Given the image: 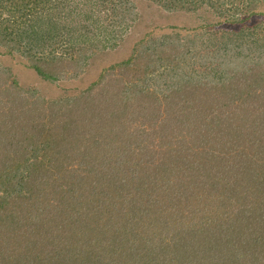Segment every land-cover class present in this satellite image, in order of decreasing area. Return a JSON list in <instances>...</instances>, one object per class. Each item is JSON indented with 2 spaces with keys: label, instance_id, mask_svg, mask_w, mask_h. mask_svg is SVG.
<instances>
[{
  "label": "trees",
  "instance_id": "trees-1",
  "mask_svg": "<svg viewBox=\"0 0 264 264\" xmlns=\"http://www.w3.org/2000/svg\"><path fill=\"white\" fill-rule=\"evenodd\" d=\"M150 1L172 12L208 5L227 20L259 2ZM12 4L0 42L50 83L79 77L103 19L121 33L136 15L131 0ZM241 34L222 46V73L196 76L184 57L192 45L161 36L121 75L111 67L75 95L41 98L47 112L35 118L28 106L39 100L0 86V264L264 263V62L247 59ZM138 62L169 77L160 98L154 77L132 76ZM196 96L195 111L180 109Z\"/></svg>",
  "mask_w": 264,
  "mask_h": 264
},
{
  "label": "rangeland",
  "instance_id": "rangeland-1",
  "mask_svg": "<svg viewBox=\"0 0 264 264\" xmlns=\"http://www.w3.org/2000/svg\"><path fill=\"white\" fill-rule=\"evenodd\" d=\"M12 1L15 0H0V21L7 15V10L13 5ZM131 3L136 9L135 19L130 21L121 33L118 26L111 24L110 19L106 21L103 19L106 29L101 28L100 32L99 29L94 31V33L98 31L97 36L95 34V40L91 37L89 41L93 42L94 49L96 45L98 48L92 50L91 54L87 52L89 57L84 62L83 72L74 80H61L57 83H50L41 79L25 58L21 56L20 52L11 49L5 41L0 42V86L5 85L8 87L11 82L15 83L25 94L21 98L28 97L30 101L28 104L34 103V100H39V102L32 105V108L31 104L28 106V117L35 118L36 115L47 112L45 104L40 101L41 98L52 100L63 99L67 95H75L78 91L95 83L105 73L106 69L111 67L119 65V69L113 70V73L115 74L114 77L117 74L121 75L126 69V67L121 68L122 63L128 61L133 54H136L138 48L145 42L161 36L178 37L180 40H184L188 46L192 45L188 49L189 53L184 57H187L186 61L191 63L190 71H193L196 76L203 75L202 73L206 74L207 72L202 71L210 68L215 69L214 71L219 70L222 73L224 66H219L220 62L217 60L221 55H224V47L222 46L230 37L235 40L234 34L241 31L243 37H237V41L240 42L243 39L244 44L241 46L246 48L249 53V56H246L247 59L264 62V0H259L251 15L240 12L238 14L240 16L233 15L230 20L219 19L214 9L208 5L189 12L183 10L172 12L162 9L150 0H131ZM244 17L247 20H244ZM245 29L254 32V34L248 35L245 32L246 35H244ZM104 40H109L110 43L108 41L105 43ZM224 56L227 59V56ZM138 63L131 64V68H129L134 74L132 76L138 78L139 82L147 77H154L148 83L149 78L145 82L149 84V90L156 91L160 98L162 93H158V89L160 86L165 87L169 77L165 73L160 75L156 72H147L144 75L143 65L140 62ZM262 67L263 70L264 65ZM156 79H158L160 85L156 86ZM262 86L260 88H264ZM193 98V100H187L186 102L182 100L180 109L189 112L196 109L200 99L197 96ZM1 102L2 99H0V106ZM259 103L260 100L258 102L250 100L249 105L246 102L244 105L256 111L257 106H260ZM28 117L26 121L30 120ZM59 151H63V148ZM2 155L4 153L0 154V156ZM233 155L235 154L233 153ZM239 157L244 159V155ZM262 264H264L263 260Z\"/></svg>",
  "mask_w": 264,
  "mask_h": 264
}]
</instances>
